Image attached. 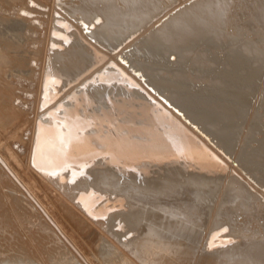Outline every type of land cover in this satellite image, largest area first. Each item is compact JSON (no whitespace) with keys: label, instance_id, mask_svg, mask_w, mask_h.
Masks as SVG:
<instances>
[{"label":"bare ground","instance_id":"6f19581e","mask_svg":"<svg viewBox=\"0 0 264 264\" xmlns=\"http://www.w3.org/2000/svg\"><path fill=\"white\" fill-rule=\"evenodd\" d=\"M177 2L54 0L47 26H40L46 63L37 72L36 60L27 59L36 88L10 103L33 106L23 134H32L27 170L6 148L0 167L60 242L43 246L52 258L264 264V0H195L182 10ZM3 42L18 51L19 42ZM4 51L0 70L7 72L13 56ZM5 106L0 102V119ZM23 116L12 110L1 131L21 137ZM42 186L74 201L66 209L88 224L87 245L100 243L99 258L52 212ZM210 241L223 246L209 252ZM4 248L0 264H24L34 255L9 248L5 259Z\"/></svg>","mask_w":264,"mask_h":264},{"label":"rangeland","instance_id":"374dc122","mask_svg":"<svg viewBox=\"0 0 264 264\" xmlns=\"http://www.w3.org/2000/svg\"><path fill=\"white\" fill-rule=\"evenodd\" d=\"M2 1L3 0H0V24L2 25V23H3L4 27L1 26L0 30L2 32L6 33V34L2 33V34H5V35H3L4 37H7L8 35L9 36L7 37V39L4 38V40H3V39H1V38H3V36L0 35L1 36L0 37V39H1L0 40V45L3 46V48L0 47V50H3V51L6 50L5 46L3 44H1V41L2 42L4 41L3 43H5V44L13 43V46H15L17 44L16 43V41H17V42L20 43V44L18 43L17 47L19 48V46L21 45L20 48H22L21 49L22 52H20V48L19 49L17 48V50L19 51L20 54L18 53V51L14 50V48L16 49V46L12 48L13 50L12 49H10V50L7 49L8 53H7V50H6V52L4 51L5 53H7V55L9 57L10 56H13V57H10L11 59L9 58L10 63L12 61V64H10L11 66H9L7 68L4 67V69L7 70V72H5L4 70H0V97L3 98V100H0V102H5L6 103V106L2 107V111H1L2 119H0V120L2 122H4V123H7V121L4 119V117H6L9 114H11L12 110H16L17 113L19 111L23 112V115H24L23 117L25 118L24 121L26 122V124H25V128H24V130L22 132V135H20L21 137L13 136L11 134L12 132H10L9 129H7L6 134H4V132L1 131L2 126L0 125V137L1 136L4 137V139L0 138V140H2L1 143L4 144V145H2L0 143V151L3 153L5 148H6V151L8 149L10 152L16 153L19 156L20 160L23 162V164L25 162L24 165H25V168L27 170V167H26L27 162L25 160H26V156L29 155L28 151H30V147H31L30 139L32 138V134L31 133H29V134L27 133L28 136L31 135V136H29L30 137L29 139L27 138L28 136H26V135L23 136V134L25 132H27V130H30V126H31L30 122L32 121V117L34 115V114H32V111H31V109H33V106H29L28 105L27 109H30V110H26V109L21 110L19 108V106H13V105L11 106L10 103L13 104V103L18 102L17 99L20 100L21 97L26 96V95L23 96V94H26L25 92L29 91L28 89L36 88L35 87V82L32 83L31 81H28V80H33L32 77H30V76H32V74H31L32 71L31 70L36 68L37 69L36 71L38 72L39 66L44 65L46 63V60H47L46 43L43 44V41H44L43 34L44 33L42 34L41 32L44 29L43 27L47 26L46 20H48V18H49V15L51 13V11H50L51 10V6H52V3H53L54 0H50V1L49 0H43V2H42V0H40L41 1V2L39 1L40 3H37V1L34 2V0H27V3L23 2V0H20V1H17V0H12L11 1V0H9L10 2H8V0H5L4 1L5 4L8 2L7 4H9L8 5L9 7L6 6L4 4V2L2 3ZM13 1H15V2L13 3ZM21 1L23 2V4L24 3L25 4L24 5L21 4ZM24 1H26V0H24ZM192 1L195 2V0H180V1L178 0V2L175 5H176V7L178 6L177 7L178 10L179 9L182 10L187 5H190L191 3H193ZM19 2H20L21 5L19 4ZM10 3L13 4L14 6L16 4V6L14 7ZM182 3H184V4H182ZM18 4H19V6H18ZM26 4H27V8L25 6ZM40 4H41V6H40ZM180 4H182V5H180ZM2 5H4V6L2 7ZM10 5L13 6V8H11ZM48 5H50V6H48ZM46 6H48L49 8L46 7ZM179 6H181V7L179 8ZM4 7L7 9V11H6V9ZM9 8H11V9H9ZM20 8H21V10H20ZM24 8L28 9L27 10L28 12L26 10H24ZM8 9L11 12H9ZM29 9H31V10H29ZM36 9L37 10L39 9L40 13L37 11L36 12L37 14H35L34 12L36 11ZM41 12H43V13H41ZM16 13H17V15H16ZM25 13H27V15H25ZM4 15H5L6 18H4ZM18 15L22 19H20ZM1 16H3V17H1ZM7 16L8 17L10 16V19ZM36 17H37V19H40V20L36 21L37 20ZM3 18L7 19V20L5 21ZM27 18H29V19H27ZM45 18H47V19L45 20ZM166 18H168V16ZM8 19L10 20V22L8 21ZM24 19L25 20L27 19L28 22L26 23L27 20L25 21ZM22 20H24V21H22ZM44 24H46V25H44ZM6 25H9V26H7V28H6ZM13 26L15 27V29L13 28ZM40 26H43V27L41 28ZM9 27H11V29ZM12 28H13V30H12ZM16 28L18 30H20L21 34L19 33L18 30H16ZM9 29L12 32L11 31H7ZM35 29H36V33H34ZM14 30L18 32L17 33L18 36L16 37L15 34L13 35L14 38L16 37V39L13 38L14 39V42H13V39L11 41L9 39V37H13V36H10V35L14 33ZM1 31H0V33H1ZM6 31L10 32V34H7ZM41 36H42L43 39L40 38ZM17 38H18V40H17ZM39 42H41V43L39 44ZM137 42H141V41L138 40ZM14 43H16V44L14 45ZM11 47H12V44H11ZM39 49H42V51L40 53H39V51H40ZM9 51H12V53L9 52ZM13 52L14 53L17 52V53L12 55ZM10 53H11V55H10ZM25 54H26V56H25ZM19 56L21 57V59H20ZM12 58H15L16 62L15 61L13 62ZM18 58L21 61H25L24 63L28 62V60H27L28 58H29V60H31L33 58V60H36V62L38 63V66H36L34 68L32 66V69H30L31 65H28V63H27V65L26 64L24 65L23 62H20V60ZM22 59H25V60H22ZM17 63H19V64L17 65ZM20 63H22V64L20 65ZM13 65H15V67ZM16 65L18 66V69H16ZM19 66H20V68H19ZM24 66H26V67H24ZM27 66H29V67H27ZM8 69H11V71L8 70ZM14 69L17 72H15ZM12 70H13V72H12ZM29 71H30V73H29ZM29 74H31V75H29ZM34 75H35V73H34ZM23 81H24V83L26 81L30 82V84L32 83L33 87H31V85H30V87H26L28 85H25V84H23L22 87H21L20 82H23ZM34 93H35V91H34ZM24 100H26V98H24ZM32 100L33 99H30V101H32ZM20 101H22V100H20ZM28 119H29V121H28ZM5 137H7V138H5ZM22 137L25 138V139L23 140ZM24 141H25V143H24ZM23 145H24V147H23ZM19 147H21V148H19ZM22 147H23L24 150L22 149ZM25 149H26V152H22V151H25ZM40 189L42 191L41 193H43L42 195L45 196V199L48 198L47 202L49 203L50 208L52 207V212L55 213L56 217L61 218L62 221L64 219V223H65V226L67 227L68 232L70 231L69 233H71L82 244L84 242L83 245L88 247V251L91 254H93V256L96 257V259L99 258L97 252L99 250L100 243L97 242L98 246H94L92 243H90L91 244L90 246L87 245V242H90V241H87V239H88L87 235L89 233L87 230H89V231L91 230L90 228H88L89 227L88 224L85 222L83 217L79 218V216L76 215L77 213L75 211L67 210L70 207V204L72 205V203L74 201H72V203H71L68 200L69 202L65 203V200L63 198L60 199L59 197L56 196L57 195L56 192H54V193H53V191L50 192V190H47V188H45L43 186L40 187ZM48 191H49V193H48ZM53 195H55V196H53ZM56 197H57L58 200L56 199L57 201L55 202V198ZM49 199L53 203H51V201ZM61 200H62V202H61ZM66 202H67V200H66ZM66 207H67V209H66ZM71 211H72V213H71ZM69 213L75 215L76 219L74 220L72 215H70ZM62 215H66V217L67 216L68 217L66 218L65 216H62ZM62 217H65V218H62ZM69 217H70V219H69ZM81 219H82V222L85 223V224H82ZM78 222L79 223L81 222V224H79ZM75 224L78 225L77 228H76ZM67 225L72 226V227L70 228ZM81 225H82V227H81ZM85 225H87V226H85ZM79 226L81 227L80 229L78 228ZM85 239H86V241H85ZM98 241H102L101 243H102L103 246H108L107 245L108 242L104 238H100V240H98ZM59 243L60 242H58L56 237H54V235L50 231L48 225L46 224L45 218H41V215L36 210L35 206H33V203L30 200H28V198L25 196V194L21 190V188H19V186L16 184V182L13 181L10 178V176L6 174L5 170L2 167H0V244H1L0 247L5 246V248H4L5 252L3 253L5 259H10V258L6 257V255H9V254H11L13 252H9V251H15L16 249L25 248L26 250L31 252V254H34V255H33L32 258H28V260H25L24 264H69V261L67 259L70 260V258H69L68 255H66L64 253L63 254L60 253V256H58V258H52L51 256H49L46 253V250L43 248V246L55 247V246H58ZM9 248H12V249L9 250ZM15 261H17V259H15ZM97 261L100 262V264H101V258H99Z\"/></svg>","mask_w":264,"mask_h":264},{"label":"snow or ice","instance_id":"6c2138e0","mask_svg":"<svg viewBox=\"0 0 264 264\" xmlns=\"http://www.w3.org/2000/svg\"><path fill=\"white\" fill-rule=\"evenodd\" d=\"M25 15H27V13H25ZM100 21L98 20L97 23H99ZM87 27V26H86ZM222 231L226 232L227 229H223ZM215 239V237H214ZM225 243H231V241H228V242H225ZM218 246H223V245H216L215 243H213L212 241L209 242L208 246H207V250L209 252L213 251L215 247H218Z\"/></svg>","mask_w":264,"mask_h":264}]
</instances>
